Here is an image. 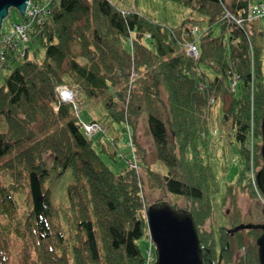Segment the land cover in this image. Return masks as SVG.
<instances>
[{
  "label": "trees",
  "instance_id": "1",
  "mask_svg": "<svg viewBox=\"0 0 264 264\" xmlns=\"http://www.w3.org/2000/svg\"><path fill=\"white\" fill-rule=\"evenodd\" d=\"M168 1L205 20L170 28L120 11L110 0H54L49 15L33 22L29 34L43 52L41 60L30 57L28 48L8 49L5 37L0 40L2 68L22 59L0 88V264H10V240L19 249L14 264H153L151 248L147 256L140 246L143 238L151 239L147 212L153 204L147 203L146 189L186 201L205 264H260L257 239L263 232L243 229L231 236L227 230L244 225L237 198L255 195L252 169L257 177L263 167L264 46L259 41L264 33L248 21L252 0ZM204 22L197 39L192 31ZM216 24L229 32L227 42L213 37ZM147 37L151 46L144 43ZM194 41L198 58L185 48ZM59 88L101 99L108 117L132 132L136 146L146 115L167 173L155 171L144 157L141 173L130 164L115 175L75 114L78 100L62 101ZM219 100L238 156L235 182L224 200H232L236 212L227 226L208 231L217 190L200 142L210 128L208 112ZM67 169L74 182L61 211L45 181L53 171L60 176ZM22 189L29 201L24 211L17 201ZM61 218L68 220L67 229Z\"/></svg>",
  "mask_w": 264,
  "mask_h": 264
},
{
  "label": "rangeland",
  "instance_id": "2",
  "mask_svg": "<svg viewBox=\"0 0 264 264\" xmlns=\"http://www.w3.org/2000/svg\"><path fill=\"white\" fill-rule=\"evenodd\" d=\"M46 1L49 0H31V9H33L34 4L38 3L42 6ZM110 2L120 11L126 13L137 12L144 15L153 23L170 28H179L189 19L198 21L205 20L204 16L201 14L168 0H110ZM260 3L264 4V0H252V7L256 8L260 5ZM250 10L251 8L248 11V15ZM252 20L254 21L250 24V26H252L256 31L264 33V15H261L260 18H251L249 16L248 21ZM22 23H24V16L17 9H10L9 16L3 21V28L0 31V40L4 37L12 38L14 31L16 30V26H19ZM206 26L207 24L205 22L201 23V26H198L200 29V35L205 31ZM241 27L243 26L241 25ZM229 36V32L224 30L221 24H216L213 27V37H223V40L227 42L229 40ZM144 43L151 46L152 41L147 37L144 39ZM194 43L195 41L188 42L185 46L186 52L188 51L190 56L196 54V52L190 48L191 46H196ZM259 43L261 46H264V37L259 41ZM125 45L129 48L130 41L127 40ZM27 48L29 49L28 51L30 57H32V54L33 56L36 54L37 59L41 60L43 58V52L39 50L38 44L32 42L31 36L29 42L21 46V49L23 50ZM197 52H199L198 49ZM21 63L22 59H17L12 64L10 63L8 68H2L0 65V88L4 86L8 76ZM232 86L233 89H235V84ZM73 97L75 101L78 100V107H76L75 114L83 127L91 125L94 122L98 123L101 131L99 130L100 132L95 133L91 132L92 134L90 139L92 140L93 146L99 153L104 164L115 175L122 173V171L125 168H128L130 164L134 169L141 173L142 170L140 166L142 165V159L144 157L155 171L161 175H165L167 173L168 169L165 164L157 159L155 146L148 130L146 115L141 117L140 124L138 126V135L136 139L139 143L138 147L133 142L132 132L128 130L125 131L124 125L116 124L108 117L101 99L90 98L83 91H80L78 96L77 93L73 92ZM223 116V105L219 100L212 105L210 113L208 112L207 118L210 128H208L209 131L206 135L205 141L201 140L200 142L202 146L204 145V151H202V153L205 158L209 159L208 161H210L215 174V181L212 182V188L213 190H217V192L212 195L214 211L206 224V229L208 231H217L219 227L227 226V221H229L228 219L234 217V213L236 212V209L232 204V200H229V202L224 201L227 196V187L232 186L235 182L234 177L236 176L238 170V156L232 138V130L228 125L227 127H224L225 123L223 121ZM0 129L1 131H4L3 126H0ZM251 132L253 136V130ZM251 148L253 152V146ZM51 160V158L48 159L49 166L52 163ZM251 177L256 188V193L255 195L250 192L248 194H240L237 198V209L242 215L243 224L255 226L264 225V196L258 188L257 177H255V171L253 169ZM73 182L74 179L70 169H67L60 176H58L54 171L48 176L45 181V189L50 192V199L54 207L61 211H65L67 209L68 187ZM145 194L147 203L150 205L163 201L172 205L178 204V206L183 210L187 206L184 199L177 200L167 195V193L162 189H146ZM17 201L22 211L27 209L29 201L26 190L22 189V191L17 194ZM225 216L227 217L225 218ZM61 224L65 229H67L69 222L66 218H61ZM234 229L235 228L228 229L227 233L229 234V231ZM9 242L10 264H14L19 257V249L16 246H12L13 240H10ZM140 246L144 254L147 256L150 255L149 250L151 248V252L155 257L156 246L152 243L150 237L143 238ZM237 255H244V249L240 252L238 251Z\"/></svg>",
  "mask_w": 264,
  "mask_h": 264
},
{
  "label": "water",
  "instance_id": "3",
  "mask_svg": "<svg viewBox=\"0 0 264 264\" xmlns=\"http://www.w3.org/2000/svg\"><path fill=\"white\" fill-rule=\"evenodd\" d=\"M30 0H0V31L10 9H17L24 17ZM264 140V118L262 121ZM263 167L257 174L258 188L264 196V146ZM148 226L156 246L153 264H205L199 232L192 214L168 202L156 203L148 209ZM262 230L257 240L260 264H264V225H240L229 231L234 235L240 230Z\"/></svg>",
  "mask_w": 264,
  "mask_h": 264
},
{
  "label": "built area",
  "instance_id": "4",
  "mask_svg": "<svg viewBox=\"0 0 264 264\" xmlns=\"http://www.w3.org/2000/svg\"><path fill=\"white\" fill-rule=\"evenodd\" d=\"M56 1V0H55ZM54 2V0H49L46 1L42 6L40 4H34L33 9H31L32 3L31 0L28 3V8L26 11V22L22 23L19 26H16V30L14 31V34L12 36V38H7L5 37L3 39L4 43L8 46V49H15V50H20L21 46L27 42H29L30 40V31L32 28V23L35 22L36 20L38 22H41L43 18L47 17L49 15L50 12V6L51 4ZM261 15H264V4H260L258 7L254 8L251 7V10L249 12V16L251 18H260ZM237 23L239 25H243L242 21H237ZM200 29L199 27H195L192 31L193 35L196 36L197 39L200 38ZM194 44H196V46H191L190 48L196 52L195 55H193L195 58H198V52H197V43L195 42ZM197 47V48H195ZM188 53V51H187ZM192 56V57H193ZM5 55L1 53V62H5ZM59 94L61 96V99L64 102H71V103H75V99L73 97V92L71 93L70 90H67L66 88H59ZM65 94H67V98L65 97ZM85 130L87 132V134L89 136H91V132L95 133V132H100V128L98 124H92V125H88L85 126ZM100 130V131H99Z\"/></svg>",
  "mask_w": 264,
  "mask_h": 264
},
{
  "label": "bare ground",
  "instance_id": "5",
  "mask_svg": "<svg viewBox=\"0 0 264 264\" xmlns=\"http://www.w3.org/2000/svg\"><path fill=\"white\" fill-rule=\"evenodd\" d=\"M65 97L67 98V94H65Z\"/></svg>",
  "mask_w": 264,
  "mask_h": 264
},
{
  "label": "flooded vegetation",
  "instance_id": "6",
  "mask_svg": "<svg viewBox=\"0 0 264 264\" xmlns=\"http://www.w3.org/2000/svg\"><path fill=\"white\" fill-rule=\"evenodd\" d=\"M244 225H246V224H244ZM262 231V230H261ZM263 232V231H262Z\"/></svg>",
  "mask_w": 264,
  "mask_h": 264
}]
</instances>
